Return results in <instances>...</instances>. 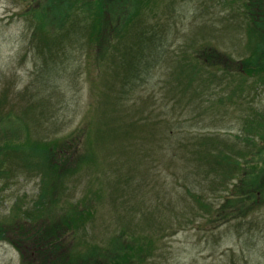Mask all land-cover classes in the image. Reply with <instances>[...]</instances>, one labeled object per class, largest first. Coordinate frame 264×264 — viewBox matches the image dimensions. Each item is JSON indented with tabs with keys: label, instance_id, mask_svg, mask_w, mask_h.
<instances>
[{
	"label": "rangeland",
	"instance_id": "obj_1",
	"mask_svg": "<svg viewBox=\"0 0 264 264\" xmlns=\"http://www.w3.org/2000/svg\"><path fill=\"white\" fill-rule=\"evenodd\" d=\"M133 2L120 1L141 12L122 40L127 59L106 69L110 57L99 59L81 35L52 43L56 22L36 14L45 0H0V156L8 171L0 176V264L53 259L51 246L40 244L37 255L34 239L18 231L58 225L22 214L41 199L44 215L77 218L76 234L57 231L58 253L63 246L87 259L93 246V260L103 262L127 241L151 244L138 264H264V205L237 198L221 208L241 177L237 165L244 173L261 161L264 82L250 75L260 67L264 75V42L249 10H264V0ZM37 140L83 158L54 181L63 193L57 203V179L33 165L47 161L44 153L3 156Z\"/></svg>",
	"mask_w": 264,
	"mask_h": 264
},
{
	"label": "trees",
	"instance_id": "obj_2",
	"mask_svg": "<svg viewBox=\"0 0 264 264\" xmlns=\"http://www.w3.org/2000/svg\"><path fill=\"white\" fill-rule=\"evenodd\" d=\"M120 1L122 0H88L86 3H82V5L79 7L73 5L74 0H45V5H41L40 9L37 11L38 13L36 14H40V18H45L46 21L56 22L58 32L55 38L52 39V43L54 42L55 44L56 39L60 40L62 43L70 40H75L77 35H81L82 37L86 38L87 43L89 44V46H91L92 49L94 48L95 51H99V59L110 57L109 63L106 62L101 65L106 67V69H109L112 65V61H116L119 63V65L123 64L124 66V61L127 59L126 57L128 50L123 48L120 39L125 36L128 25L133 22L134 19H137L136 21H138V15L141 14V12H139L137 8L140 9V7L143 6V3H140V0H134V4L131 3V5L135 7V9H137V12H131L128 11L130 4L124 5L121 4ZM144 3L146 6L147 2ZM107 13L110 15V18L106 17ZM249 13L251 14V16H253V19L257 20L256 12L253 9H250ZM118 15L120 21L114 24L113 17H118ZM260 22V25L256 28L262 29L263 31L260 33H264V21L260 20ZM41 25L39 26L37 24L35 28L36 32H42L43 28L41 27ZM140 26L141 25L137 27L140 28ZM116 42L118 43L116 44ZM119 57L121 58L120 60H118ZM226 61H228V59H226ZM137 66L138 65L134 63L132 66L133 72L130 73L128 71V73L135 75L138 70ZM218 67L221 68L222 66L218 65ZM259 70L256 71L260 74V72H262V68L260 67ZM262 139V147H260V150L258 151V156L261 157L260 164L252 165V169L250 170L248 177L243 180V178L239 176L236 177L234 173L229 172L230 174L234 175L233 179L235 180V182L239 181V183L237 182L236 185L233 186V194L229 199H225L226 203L224 204L225 206L223 205L221 207L222 209L230 208L228 204L231 201L235 202L237 198H243L250 201V204L252 206L249 208L260 207L264 205V134ZM211 140L212 139L207 138L205 142H211ZM31 143L32 147L27 148L26 151L20 153H13V151L10 153L9 151V154L3 153V156L9 155L10 158H14L16 156L33 158L34 156H40L39 154L43 155L44 153L45 157H47V161H45L44 159L40 164L34 162L33 165H37V167H39L43 179H53V177L57 179L52 180L50 183H53L51 185V192L54 194V196L52 197L55 198V203H57V196H59L60 198L63 193H57V189H54V181H63L66 178V175H69L71 172H76L75 168L78 165L77 160L80 159V161L82 162L83 158L80 155L79 158H76L75 160L73 155L74 153H76V151L74 153H69L65 148L56 144L55 146L54 143H51L50 141L43 142L42 140H37ZM29 150L31 151V153L29 152ZM4 164L5 162L0 156V176H2V174L8 173V171L3 168ZM241 168L242 164L237 165V171L243 172ZM230 169L233 168L230 167ZM45 194V192L41 193L42 198L45 196ZM44 201V199H41V201L39 200L35 203V208L22 211V214L27 219H36L37 217H55L52 220L54 221L57 218L58 225H56L55 228L54 226L50 227L48 230L44 225L39 227L36 224H32L26 228L23 227L24 225H20L18 231L23 236L34 239L37 255L40 254L38 252H43L46 248V246L40 244L46 243L54 249L50 253L51 258L53 259L49 261L48 264H77L78 262H80L81 264H87L88 262H90V264H138L142 261L144 255L147 254L146 252L150 250L149 246L151 244L147 246L148 248L145 247L143 249L142 246L138 245L137 247H135L132 243H129L127 241H119L115 244L116 246L114 248L113 255L106 256V260L103 262L93 260V258H96L93 246L88 248L86 247L87 259H82V256L80 255L77 256L78 253L76 251L61 253V248H63V246L60 248V252L58 253L57 249L59 248V245L58 243H56L58 241L57 231L60 232L61 228L65 227L66 229H64L68 230V232H73L74 234H76L78 232L76 230L77 226H75V228L73 227L74 221L77 218L75 219L73 216L71 217L70 213H62L60 211H51L53 216H48L47 214L44 215V211H47L44 210V206L41 205V203H43ZM59 212L60 214H58ZM46 220L50 219H45V221ZM1 231L2 230H0V238L3 236V231ZM54 238L56 239L55 241ZM80 259H82L83 263ZM45 264H47V261Z\"/></svg>",
	"mask_w": 264,
	"mask_h": 264
}]
</instances>
